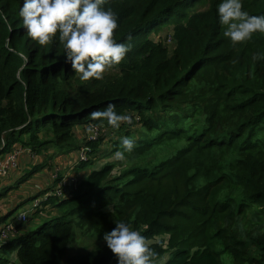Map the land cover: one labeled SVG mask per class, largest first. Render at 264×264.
Instances as JSON below:
<instances>
[{
    "label": "trees",
    "instance_id": "1",
    "mask_svg": "<svg viewBox=\"0 0 264 264\" xmlns=\"http://www.w3.org/2000/svg\"><path fill=\"white\" fill-rule=\"evenodd\" d=\"M23 2L0 0V155L20 147L44 159L11 189L55 158L86 150V160L74 164L84 175L69 195H53L58 178L14 208L31 203L26 222L42 221L0 246L15 260L0 264H118L103 240L118 222L152 242L156 264H222V255L264 264V59L253 60L264 55V34L233 45L219 22L222 0H109L116 40L132 48L104 80L82 82L58 41L45 48L27 36ZM242 3L264 15V0ZM165 25L171 56L148 38ZM109 104L133 124L104 121L86 140L101 123L90 113ZM134 128V150L108 161ZM95 157L107 161L96 169ZM79 237L93 247L69 256Z\"/></svg>",
    "mask_w": 264,
    "mask_h": 264
},
{
    "label": "clouds",
    "instance_id": "2",
    "mask_svg": "<svg viewBox=\"0 0 264 264\" xmlns=\"http://www.w3.org/2000/svg\"><path fill=\"white\" fill-rule=\"evenodd\" d=\"M107 4L109 0H24L19 16L27 36L39 46L46 48L56 41L63 46L65 62L82 82L102 81L132 48L131 43L117 42L118 15L111 7L106 9ZM243 7L242 0H222L217 8L219 22L226 26L223 35L233 45L246 44L255 34H264V15H250ZM127 39L131 41L130 34ZM261 59L264 55L253 56L254 61ZM90 117L101 122L90 132L103 127L104 121L113 129L133 124L131 114H118L112 104L103 111H93ZM121 144L123 151L114 153L118 161L137 146L129 137H123ZM103 240L118 264H156L159 254L152 242L130 224L115 223L111 231L104 233Z\"/></svg>",
    "mask_w": 264,
    "mask_h": 264
},
{
    "label": "rangeland",
    "instance_id": "3",
    "mask_svg": "<svg viewBox=\"0 0 264 264\" xmlns=\"http://www.w3.org/2000/svg\"><path fill=\"white\" fill-rule=\"evenodd\" d=\"M202 9H203V7H201V5H197L196 8H195V11H198V10L201 11ZM170 36H171L170 26L169 25H165V26H162V28H160L157 33H153V34L149 35L148 38L150 40L154 41V42H161L162 44H164L167 47V49H168V56H171L172 49L174 47V43L170 40ZM136 129L137 128H134V131H133V139L134 140L139 136V135H136V133H137L135 131ZM114 140H115V138H114ZM107 144L105 142L102 144L103 145L102 150H105V151H109L110 150L111 144H108V145ZM78 154L79 153H76L77 157H78ZM109 157H111V159H109L108 161H110L112 163L117 161L116 159H114V155L111 154V155H109ZM97 159H98V157H95L93 159L94 160L93 161V164H94V167L96 169L100 167L98 165H101V164H103V163H105L107 161V159L105 160V162H104V159H100V160H97ZM62 166H63V164L61 165V167ZM50 167H51V163L48 165V167H46V168H44L43 170L40 171V173L42 174V176H47L49 178L52 176L54 170L51 169ZM119 170L120 169H116L114 174L117 175ZM30 171L31 170H29V171L26 170L25 171V174L26 175H29L31 173ZM18 174H19L18 172L14 173V174H11V176H10L11 178H9L8 181L9 182H12L13 181V177H16ZM56 174H57V172H56ZM60 176H62L61 178H65V179H68L70 177V176L65 175V170H63L62 173H60ZM61 178L59 177V180H61ZM56 186H55V189L53 190L52 193L55 192ZM13 190L14 191H18L17 189H13ZM12 197H13V195H12V193L10 191V187L9 186H2V185H0V210H1V213H2V217L3 218L6 217V214L9 213V216H7V218L2 223H0V228L3 226V223H8V221L12 220L13 218H15L20 213L25 212V211H29L30 208H31V203H29V204H27L26 207H24L22 209H20V207H19V208H17V209L14 210V208L19 203L13 206L11 204ZM15 197H18V196H15ZM39 197L42 198L43 196L41 195ZM58 198H62V197H58ZM49 213L50 212H48L46 215H48ZM41 221H42L41 218L39 219V217H38L37 219L33 220L32 222L29 221L26 224V226H24L25 228L19 226L17 228L18 234H20L21 231H23V230L34 229L36 226H38L41 223ZM167 236L168 235H166V237ZM156 240L157 239H155L154 241H156ZM85 246H87V249L93 247V245L91 244V242L89 240H83L82 238L79 237L71 245L70 249L68 250V255L69 256H72V255L81 253L82 252V249ZM4 256H6L5 250L2 249V248H0V258H3ZM164 257H167V256L164 255L162 257V259ZM221 262H222V264H230V262L228 260V257L226 255H222L221 256Z\"/></svg>",
    "mask_w": 264,
    "mask_h": 264
},
{
    "label": "crops",
    "instance_id": "4",
    "mask_svg": "<svg viewBox=\"0 0 264 264\" xmlns=\"http://www.w3.org/2000/svg\"><path fill=\"white\" fill-rule=\"evenodd\" d=\"M23 150L24 151L22 152L19 159L17 160V169L15 171V173L18 172L19 174L16 177H13L12 182L8 181V179L11 178L10 177L11 175L8 176L7 178H3L0 180V185L10 187V191L13 195L12 201H11V204L13 206L18 204L22 200H24L26 198H30L34 195H37V194H39L40 191L45 190L46 189L45 187L47 185L48 186L51 185L50 183H54V181L58 180L59 177L60 178L62 177V176H60V173H62L63 170H65V175L70 176V177H75L78 180L81 178V175H84V173L79 174V175H77V174L75 175L73 168H74V164H75V160L77 158V155H76V152H71L69 155H64L62 157H58V158L54 159V164L51 167V169H53L54 171H53V174L50 178L47 176H42L41 173H36V174L32 175L31 177H29L24 183H22L21 185H18V187H17L18 191H14L13 189H11L14 186L13 185L14 182L19 180V179L27 178L25 171L31 170L30 172H32L33 168L42 164L43 159H44L43 155L42 156H33L29 152H27L28 151L27 149H23ZM62 164H63V166L61 167ZM56 172H57V174H56ZM54 175H56V177H53ZM15 196H18V197H15ZM48 209H50V208H46L45 212H43L44 216H46L45 214L48 211ZM49 214L54 216V215H56V211L50 209ZM2 218L3 217H2L1 210H0V220ZM4 257L8 258L7 260L9 262L15 261V260H13V257H8L7 255Z\"/></svg>",
    "mask_w": 264,
    "mask_h": 264
},
{
    "label": "built area",
    "instance_id": "5",
    "mask_svg": "<svg viewBox=\"0 0 264 264\" xmlns=\"http://www.w3.org/2000/svg\"><path fill=\"white\" fill-rule=\"evenodd\" d=\"M86 140L95 139L98 134H100V129L89 131L86 130ZM4 145L1 140L0 146ZM24 150L20 147H15L11 151L0 155V180L7 178L11 174H14L17 169V160ZM28 152V151H27ZM30 153V152H29ZM78 157L75 160V163L79 161L86 160V150L78 152ZM53 177H56L54 175ZM77 180L75 177H69L68 179L61 178L57 183L56 190L53 193L56 197H65L69 195V192L72 188H75ZM36 204V203H35ZM26 214L20 213L8 223H4L0 228V243L6 242L8 239L14 237L17 233V227L24 225L26 222Z\"/></svg>",
    "mask_w": 264,
    "mask_h": 264
}]
</instances>
